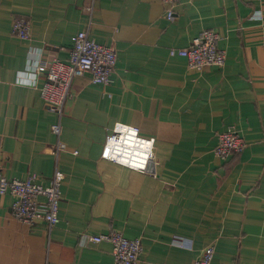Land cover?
I'll return each instance as SVG.
<instances>
[{
    "label": "crops",
    "instance_id": "crops-1",
    "mask_svg": "<svg viewBox=\"0 0 264 264\" xmlns=\"http://www.w3.org/2000/svg\"><path fill=\"white\" fill-rule=\"evenodd\" d=\"M173 12L167 19L161 0H0V172L43 184L63 173L49 230L13 218L12 195L0 194V264H113L108 242H77L111 229L140 237L136 264H193L208 244L210 264H264V0H179ZM18 16L28 39L11 31ZM205 28L218 33L221 68L191 70L168 54ZM82 29L116 60L107 85L72 80L66 149L54 155L57 113L38 81L52 57L67 61ZM18 73L36 87L18 85ZM116 122L154 138L146 170L100 158ZM229 125L244 146L219 158L213 147Z\"/></svg>",
    "mask_w": 264,
    "mask_h": 264
},
{
    "label": "built area",
    "instance_id": "built-area-1",
    "mask_svg": "<svg viewBox=\"0 0 264 264\" xmlns=\"http://www.w3.org/2000/svg\"><path fill=\"white\" fill-rule=\"evenodd\" d=\"M161 1L165 5V17L172 19L173 7L179 0ZM11 31L18 38L28 39L30 36L28 21L23 16L15 17ZM70 39L72 45L67 61L52 57L45 64L44 78L38 81L40 97L57 113V120L50 125L51 132L56 136L51 149L54 155L66 149L65 142L60 139V117L66 100L71 97L72 80L88 74L91 82L107 85L116 60L115 49L96 42L89 36L87 29L71 33ZM217 40L218 33L214 29L205 28L193 37L187 46L169 47L168 54L184 57L187 68L191 70L200 71L208 66L221 68L225 61V51L217 46ZM153 140V137L140 135L138 129L132 125L116 122L106 134L99 156L117 163L116 160L104 156V152L109 150V156L117 155L130 164H136L143 159L138 153L147 152V160L142 169L120 164L137 170H146L153 158ZM110 141L112 143L109 149ZM144 141L152 142L149 150L142 147ZM243 146L242 135L234 125H229L217 134L213 153L219 158H225L230 153L240 152ZM76 152L72 151L73 154ZM62 178V171L55 170L48 182L43 184L36 181L37 175L34 173H29L24 179H18L0 172V194L12 195L9 212L13 218L29 225L42 221L49 230L59 221L58 205L62 197L60 188ZM140 240L139 236L128 238L121 231L111 229L98 234L81 232L77 242L81 246H86L89 243L106 241L111 245L113 264H136L141 252ZM213 254L214 247L208 244L201 249L193 264H210Z\"/></svg>",
    "mask_w": 264,
    "mask_h": 264
},
{
    "label": "clouds",
    "instance_id": "clouds-1",
    "mask_svg": "<svg viewBox=\"0 0 264 264\" xmlns=\"http://www.w3.org/2000/svg\"><path fill=\"white\" fill-rule=\"evenodd\" d=\"M260 15H261L260 13H257V14H256V17L258 18ZM37 63H40V62L38 61ZM40 70L42 71L43 69H40ZM19 75H20V74L18 73V74H17V81H16L18 85H20V86H27V87H36V84H37V77H30L28 80L21 81V80L19 79ZM125 130H127V129L125 128ZM133 135H135V132H133ZM111 143H112V141H110V143H109V149H110V147H111ZM151 143H152V142H150V141H144V142H142V147H143L144 149H146V150H149L150 147H151ZM138 155H139V156H142L143 159H142L139 163H136V164H130L129 161H127V160H125V159H123V158H121V157H119V156H117V155L109 156V150H106V151L104 152V156H105V157H108V158H110V159L116 160V162H117L118 164H126V165H128L129 167L141 168V169H142V168L144 167V163H145L146 160H147V152L138 153Z\"/></svg>",
    "mask_w": 264,
    "mask_h": 264
},
{
    "label": "bare ground",
    "instance_id": "bare-ground-1",
    "mask_svg": "<svg viewBox=\"0 0 264 264\" xmlns=\"http://www.w3.org/2000/svg\"><path fill=\"white\" fill-rule=\"evenodd\" d=\"M118 148H120V147H118Z\"/></svg>",
    "mask_w": 264,
    "mask_h": 264
}]
</instances>
